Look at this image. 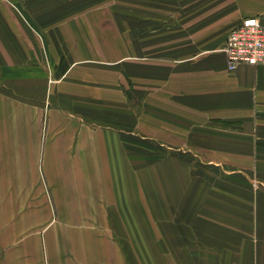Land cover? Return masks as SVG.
<instances>
[{
	"label": "crops",
	"instance_id": "0c3cea01",
	"mask_svg": "<svg viewBox=\"0 0 264 264\" xmlns=\"http://www.w3.org/2000/svg\"><path fill=\"white\" fill-rule=\"evenodd\" d=\"M45 1L0 0V264H264V64L222 50L264 0L173 1L102 86L62 79Z\"/></svg>",
	"mask_w": 264,
	"mask_h": 264
},
{
	"label": "rangeland",
	"instance_id": "374dc122",
	"mask_svg": "<svg viewBox=\"0 0 264 264\" xmlns=\"http://www.w3.org/2000/svg\"><path fill=\"white\" fill-rule=\"evenodd\" d=\"M177 0H46L45 8H33L36 19L34 28L51 37L49 44L58 42L61 45V60L69 66L62 79H76V76L88 73L93 76L97 86L102 80H108V74H117L121 65L133 67L139 60L151 61L150 42L152 28L167 15L175 12L172 2ZM189 1V0H186ZM183 2V0H181ZM174 10V11H173ZM152 20L156 21L153 22ZM37 31V29H35ZM59 37L58 39H52ZM136 44L141 45L136 55ZM60 48V46H58ZM142 52V54H141ZM142 55V56H141ZM143 61V62H144ZM80 65H89L84 72H72ZM93 69V70H91ZM109 70V71H108ZM113 79V77H112ZM103 85L106 86L104 83ZM71 83H68V87ZM6 151L0 152V161L7 159ZM12 154V153H11ZM26 162L34 163L39 152L24 153ZM144 175L150 173L151 163H140ZM164 165V163H162ZM255 163L254 172L249 173V185L258 191L264 181V167ZM253 174V175H252Z\"/></svg>",
	"mask_w": 264,
	"mask_h": 264
},
{
	"label": "built area",
	"instance_id": "2783aa9c",
	"mask_svg": "<svg viewBox=\"0 0 264 264\" xmlns=\"http://www.w3.org/2000/svg\"><path fill=\"white\" fill-rule=\"evenodd\" d=\"M227 68L233 71L239 64H264V24L245 20L227 34L223 49Z\"/></svg>",
	"mask_w": 264,
	"mask_h": 264
}]
</instances>
